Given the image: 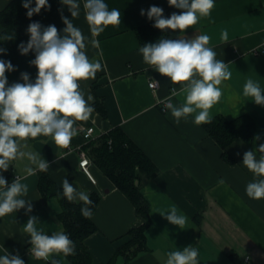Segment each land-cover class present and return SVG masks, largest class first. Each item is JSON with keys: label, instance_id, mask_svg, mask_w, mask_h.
<instances>
[{"label": "crops", "instance_id": "obj_1", "mask_svg": "<svg viewBox=\"0 0 264 264\" xmlns=\"http://www.w3.org/2000/svg\"><path fill=\"white\" fill-rule=\"evenodd\" d=\"M13 0H0V10ZM81 5L80 15L72 19L90 40L91 34ZM109 10L121 13V23L108 26L96 39L100 48L89 44L86 51L90 60H99L103 68L95 79L81 81V89L102 100L106 117L94 108L87 121L76 122L78 134L68 147L55 144L51 137L40 136L29 140L28 150L39 153L50 164V178L62 188L64 178L78 191L101 196L92 219L97 226L85 244L93 257V264H108L118 249L131 240L129 231L146 223L128 197L121 192L92 161L90 171L94 183L80 167V150L89 143L84 133L89 127L100 137L120 127L153 161L160 170L153 180L144 182L141 191L150 205V224L147 227V249L126 264H165L167 253L182 250L188 245L199 251V264H264V199L254 200L247 196L246 186L254 176L243 166V154L264 143V106L256 105L243 96V86L248 79L257 81L264 89V55L255 56L252 50L264 45V0H214L215 7L209 18H202L178 38H194L199 34L211 37L209 46L216 52V59L229 63L231 79L221 85L223 95L210 110L215 118L222 116L234 120L249 115L255 122V136L259 141L248 143L241 138L234 140L228 153L234 163L223 157V149L211 138L204 124L196 125L194 115L175 123L170 111L163 113L159 103L172 96L174 104L185 102L181 85L173 84L143 61L142 47L136 29L154 22L147 18L150 6L164 9L166 17L181 10L168 5L167 0H104ZM35 6V0H32ZM63 15L71 19L67 7L60 3L51 12L44 9L37 14L36 22L42 26L65 27ZM145 15H140V10ZM27 22L23 27L24 43L29 35ZM227 29L228 43L220 39L221 30ZM1 32V28H0ZM35 54L18 55L13 65L16 70L6 73L9 84L20 81V74L27 72L35 80L37 69L30 65ZM156 81V90L149 87ZM175 88L177 95H172ZM91 103V102H90ZM26 160L12 162L7 172L0 173L9 185L15 176L29 187L27 200L33 210L25 209L0 217V256L4 249L19 256L25 264H49L31 255L30 237L23 231L29 216L39 219L37 228L51 235L63 231L60 220L62 210L59 197L46 199L39 189V171L28 176L24 171ZM26 177V178H25ZM220 181H223L221 183ZM175 206L179 214L187 217L183 229L169 223L159 213ZM197 220H200L198 222ZM249 257L250 262H246ZM60 264H69L62 254L55 256ZM120 260L118 264H122Z\"/></svg>", "mask_w": 264, "mask_h": 264}, {"label": "clouds", "instance_id": "obj_2", "mask_svg": "<svg viewBox=\"0 0 264 264\" xmlns=\"http://www.w3.org/2000/svg\"><path fill=\"white\" fill-rule=\"evenodd\" d=\"M170 7L181 10L173 12L170 17L164 16V9L150 6L146 15L154 21L153 27L161 31L185 33L194 27L202 18H209L215 7L214 0H167ZM67 7L71 19L63 15L61 20L65 27L59 30L55 25L42 26L32 22L27 27V43L18 45L20 55L30 52L35 59L30 65L37 69L35 80L30 74L22 72L20 81L9 84L6 73L16 70L11 61L0 59V173L7 172L13 161L26 160L24 171L28 176L38 170L47 172L49 162L39 153L28 150V141L40 136L51 137L56 145L68 147L73 137L78 134L75 126L78 121H87L95 111V98L81 89V81L95 79L103 66L99 60H90L87 47L99 49L98 37L105 28L121 23V13L113 8L109 10L104 0H84L83 9L89 26L91 39L88 40L82 30L74 26L72 19L80 15L81 5L77 0H60ZM22 0L27 9L26 15L31 18L42 9H49V0ZM145 15V10H140ZM11 35L0 36V41L12 40ZM220 39L228 43L227 29L221 30ZM211 37L199 34L194 38H164L154 43H146L139 48L143 61L160 75L167 77L173 84L181 85L180 92L185 95V102L174 104L172 96L162 103L170 111L175 123L194 115L196 125L210 124L213 117L210 110L217 104L222 95L221 85L231 79L229 63L216 59V52L209 46ZM7 49L0 47V54ZM175 88L172 95H177ZM243 96L251 98L256 105L264 106V89L257 81L248 79L243 86ZM91 102V103H90ZM259 141L260 136H254ZM242 164L254 176L246 186V194L254 200L264 199V143L243 154ZM26 178V177H25ZM23 178L15 176L9 185L0 174V217L10 215L20 209L26 214L33 210L31 201L27 200L29 187L22 183ZM223 183V181H220ZM62 194L69 202H82L81 215L92 218L89 205L93 202L85 191H78L68 179L62 181ZM169 223L183 229L187 217L179 214L175 206L167 212L159 213ZM39 219L29 216L23 231L30 237L31 255L48 261L49 264H60L55 256L65 257L75 254V243L63 231L51 235L37 228ZM0 264H25L19 254H11L4 249ZM199 251L188 245L182 250L167 253L165 264H199Z\"/></svg>", "mask_w": 264, "mask_h": 264}, {"label": "trees", "instance_id": "obj_3", "mask_svg": "<svg viewBox=\"0 0 264 264\" xmlns=\"http://www.w3.org/2000/svg\"><path fill=\"white\" fill-rule=\"evenodd\" d=\"M51 12L60 4V0H49ZM32 7H35L32 3ZM27 9L22 6V0H13L4 9L0 10V36L11 35L12 40L0 41V47L7 49L5 54H0V59L11 61L14 65L20 54L18 45L25 40L23 27L27 22H36L37 14L31 18L26 15ZM171 14L167 15L170 17ZM154 22L145 24L136 29L139 41L143 46L146 43H154L161 37L178 38L180 32L172 30L161 31L153 27ZM102 100L95 102V108L106 117V110ZM208 135L213 138L223 149L222 157L229 163H234V158L228 153L227 147L236 139L241 138L250 143L256 132L254 120L249 115H242L234 120H228L222 116L213 118L212 123L204 124ZM87 154L95 165L110 179V181L123 192L134 205L137 213L146 219V223L139 228L129 231L131 240L118 249L115 256L108 264H126L135 259L141 252L147 249L145 231L150 224V205L142 194L141 188L144 182L157 177L160 170L146 153L123 131L116 127L96 140L90 141L85 147ZM39 189L46 199L59 197L61 203L60 220L63 232L70 236L75 243V254L67 256L69 264H93V257L88 251L85 240L97 230L93 219H86L81 215L82 202H69L62 194L60 188L49 175V171H39ZM90 199L93 202L89 207L92 213L97 209L101 196L92 193ZM93 216V215H92ZM200 222V220H197Z\"/></svg>", "mask_w": 264, "mask_h": 264}, {"label": "built area", "instance_id": "obj_4", "mask_svg": "<svg viewBox=\"0 0 264 264\" xmlns=\"http://www.w3.org/2000/svg\"><path fill=\"white\" fill-rule=\"evenodd\" d=\"M252 53L255 56L264 55V45L261 46V47L254 48L252 50ZM158 86H159V84L156 81H154V80L149 82V87L151 89H153V90H156L158 88ZM159 106H160L161 111L163 113H166L168 111V110L165 109L164 104L162 102L159 103ZM94 133H95V129L93 127H89L88 129H86V131L84 133L85 140L87 142H90V141H93V140H96L97 138H99V137H95ZM79 164H80L81 169L84 171V173L95 183L96 180L92 176V173L90 171V166L92 164V160L89 157V155L87 154V152L80 150V163ZM245 260H246L247 263L250 262L249 257H247Z\"/></svg>", "mask_w": 264, "mask_h": 264}]
</instances>
